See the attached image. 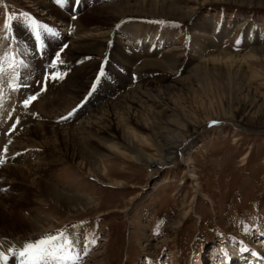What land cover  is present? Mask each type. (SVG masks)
I'll use <instances>...</instances> for the list:
<instances>
[{"label": "rangeland", "instance_id": "374dc122", "mask_svg": "<svg viewBox=\"0 0 264 264\" xmlns=\"http://www.w3.org/2000/svg\"><path fill=\"white\" fill-rule=\"evenodd\" d=\"M107 1L80 4L77 18H72L76 21L67 17L72 25L67 31L42 15L43 8L27 7L21 0H0V47L6 44L12 58L7 64L0 57V197L7 198L0 207V230L17 233L22 229L7 225L18 211L53 219L45 232L0 235V242L20 248L48 234L64 233L79 241L78 247L70 249L61 236L46 245L48 257L56 260L55 256L78 255L76 264H91L93 257L95 263L102 264H204L205 251L218 243L245 249L253 242L264 250V54L241 58L264 46V0H182L178 6L187 5L194 11L185 19L129 14L107 30L100 53L72 51L73 41L83 34L82 27L74 24L89 9ZM24 9L31 18H22ZM6 20L18 25L10 26L7 34ZM35 20L41 23L32 29L28 22ZM54 22L67 37L59 41L47 34L42 40H34L35 33L43 34L41 25L52 29ZM134 24L140 27L135 39L125 44L126 40L115 37L121 28ZM107 39L112 41L109 52L113 60L107 61L105 69L102 58ZM67 40L71 41L65 49L67 54L58 59L60 44ZM35 47L40 56L45 54L50 59L35 58ZM114 48L119 54H114ZM164 49H169L166 58L173 56L177 62L174 69H139L144 60ZM16 50L21 56L19 66H15ZM220 52L240 61L209 62L188 74L191 63L217 58ZM158 54L157 58L163 56ZM89 70L91 73L79 84ZM52 73L59 79L45 82L46 74ZM181 76L185 79L166 88L170 91L105 117L101 126H108L116 135L127 128L142 140L137 145L118 137L123 155H106L104 173L87 174L81 166L62 159L47 168L49 149L18 148L29 129H39L44 135L51 131L62 134L70 131L66 129L69 127L75 130L98 107L114 102L130 89L150 83L169 84ZM30 95L37 98L25 106L23 101ZM195 126L197 132L179 145L172 163L167 161L152 171L145 158L137 157L142 151L161 158L162 144L166 143L159 137L161 133L169 135L168 141H179ZM11 165H18L31 176L47 168L42 175L56 189L86 197L90 204L84 211H67L43 203L41 195L24 190L22 180L12 178ZM181 216L185 218L179 223ZM4 256L1 264L8 259Z\"/></svg>", "mask_w": 264, "mask_h": 264}, {"label": "bare ground", "instance_id": "6f19581e", "mask_svg": "<svg viewBox=\"0 0 264 264\" xmlns=\"http://www.w3.org/2000/svg\"><path fill=\"white\" fill-rule=\"evenodd\" d=\"M21 1L25 2L27 4V7H32L33 9L43 8L41 10V14L46 15L48 20L54 19L53 16L56 15L61 20L55 18V21L59 22L60 26H65L64 28L67 31L69 29L71 30L72 25L69 24L70 22L68 23L69 20L67 16L65 14H61L53 6L56 5L53 2L52 5L48 0H21ZM102 1H106V0H102ZM181 1L182 0H112V1L109 0L101 5L94 6V8L89 9V11H87L84 14L85 17L82 16V19L79 22H76V24H74L77 25V27L79 26L82 27L81 29H83L82 30L83 34L82 35L79 34L80 36L73 41L72 51L84 55H92L95 53H100L105 45L103 39L107 34V30H111V28L114 27L115 23L118 22V20L129 14H133V15L152 14V15L164 16V17H174L179 19H185L190 15L194 14L193 9L191 10L190 7H186L187 5L182 4L181 6H178V3ZM85 18L87 19L90 18L91 21H87V19ZM61 29L59 28L58 30ZM82 31L80 30V33ZM139 31H140L139 25L134 24L132 26H126L121 28L120 31L116 32L117 34L115 35V37L126 40L125 44H127L128 41H130L131 39H135V37H137ZM9 49L10 48L6 44L0 47V57L2 60H4V62L7 61V64L8 61L12 60V58L8 54ZM117 49L118 48L113 49L114 54L118 53ZM120 50H123V48H120ZM168 51L169 49H164V51L161 52L159 50L157 54H153L156 56H152V58H148L144 60L143 64L140 63L141 65L139 66L140 67L139 69L145 71L155 70V69L156 70L171 69V68L174 69L177 62L175 61V59H172L173 56L168 59L166 58L167 56H165L164 54H166ZM158 53L163 54V56L161 55V57L157 58V55H159ZM218 54L219 57L217 56V58L213 56L204 60L199 59L198 61H196L195 64L191 63L187 71L188 74L191 73L192 71L195 72V70L197 72L201 68V65L207 64L209 62L230 60L232 63H234L238 60L236 59L237 57H234L231 54H224L223 52H220ZM252 54L255 55L264 54V46L250 50L248 55L242 56L241 58L245 59L247 56L252 57ZM16 55H17L16 56L17 63L15 66H19L20 56L18 55L17 50H16ZM120 55L124 57L123 53H120ZM132 64L133 62L130 63L129 65L132 66ZM8 70L4 74L5 76H7L6 74ZM89 73H91V70H89L86 74L80 77L79 84L80 81L83 80L84 77L87 76ZM183 79H185V77L181 76L178 79H176V81L171 82L169 84L150 83L142 87H136L133 90L130 89L131 91L121 94L115 99L114 102L113 101L108 102L102 107H98L97 110L93 111L91 114L89 113L90 115L85 120H83L77 126H75V130L72 129L74 127H69L66 129H70V131H66L62 134H57L55 133L56 131H51L48 132V135H44L39 132L40 131L39 129H29L28 136L25 135L26 137L23 139L24 141L23 142L21 141L23 144H20L18 148L20 150L24 149V147L25 148L43 147L49 149L50 152H48L47 154L50 157L45 163V165H48L47 168L53 167L55 164H57V161L59 159H62L63 161H69L70 163L72 162L76 165L81 166L84 170L87 171V174L92 175L96 172L104 173L105 171H107V165L103 160V158L106 155L121 156V157L123 155L122 151L119 150L120 137L121 139L122 137H125L127 140H129L132 143H136L137 145L142 140L141 135L137 136L133 131H130L127 128L120 131L119 135H116L115 133L112 132V130L108 126H101L102 121L106 119L105 117L110 113H116L119 108H126L127 106L134 103L150 101V98H152L154 95L157 94L162 95L165 93V90L170 91L171 88L174 86V84H178ZM167 87H171V88L166 89ZM196 129L197 126L189 130V133L185 134L179 141L176 140V138H172L171 141H168L169 135L161 133L159 137L165 139L166 141L165 144H162L163 148L160 153L161 158L153 157L151 155H145L142 151L137 153V157L141 160H144L145 158L146 163L149 165L151 170L156 171L160 166H164V164H166L167 161L171 163L173 162V159L175 158V155L178 151L179 145L186 144V142H188L197 132ZM35 138H40V141H37ZM19 141L20 140H18V142ZM47 168H43L42 172H40L39 175L36 174V176H31L30 174L26 173L22 168H20L18 165L17 166L15 165L12 166L10 170V175H12L13 176L12 178H14L15 180L17 179L22 180V182L25 184L24 190L26 191L30 190V192L35 193L36 195H41L43 203H52L67 211H77V210L84 211L85 208L87 207V204H90V201H87L86 197L70 196L56 189L55 186L51 182H49L48 179H46L45 175H42L43 173L44 174L46 173ZM11 200L14 199L11 198ZM6 202H7V198L0 197V207L5 206ZM183 218L185 217L181 216L178 222L180 223L183 220ZM52 221H53L52 218L48 216H42L38 213L26 215L25 213L23 214L20 211H18L16 213V216L13 219H10L7 225L11 227L21 226L22 229L17 233H15L14 231H3L4 229H2L0 230V235L19 237V236L38 234L50 229L51 226L53 225ZM21 247L18 248V247H14V245L13 246L9 245L6 242H0V262H2L1 259L5 257L4 255L7 256L8 254L9 255L7 256L8 264H20L21 258L19 257V251L22 249ZM254 250L257 253L256 256L258 255L257 256L258 259H261V257L263 256V251H261V249H254ZM230 252H231L230 249H227L225 253L219 252L213 246L211 250V256H213L212 258L214 259L212 264H229V263L231 264L234 254H231ZM230 255L232 256L230 257ZM225 256H228L229 260L228 259L225 260ZM28 258L29 257H25V259ZM46 258L43 261H41V264H55L56 260H53L52 257H46ZM254 261H255L254 258L252 256H249L248 254L244 259L240 261V264H260V263H255ZM89 262H91V264H102L100 263V261L98 263H95L94 257L91 258Z\"/></svg>", "mask_w": 264, "mask_h": 264}, {"label": "snow or ice", "instance_id": "6c2138e0", "mask_svg": "<svg viewBox=\"0 0 264 264\" xmlns=\"http://www.w3.org/2000/svg\"><path fill=\"white\" fill-rule=\"evenodd\" d=\"M6 26L10 27V25L7 24V20H6ZM40 27L43 28V34L35 33L34 40H42L43 37L46 36L47 34H51L53 36L57 35V33L53 32L51 28H45L42 25ZM49 79H59V76L55 73H52L51 75L46 74L45 82H47V80ZM22 86L27 87L28 85H22ZM37 95H30L28 99L23 101V104L25 106H28L31 101L37 98ZM75 111L76 110L74 109L73 112H70L68 114V117H71ZM66 118L67 117H62L61 119H66ZM13 128H15V125H13ZM61 236L65 237L64 244L67 245L70 249H75L76 247H78L79 241H74L71 238V236H67L64 233H61L59 236L48 234L46 237L41 238L38 241L28 242L22 246V249L19 251V257L21 258L20 264H41V261H43L46 257L50 255L46 245L52 244V242L55 240H60ZM25 257H29V258L25 259ZM55 259L57 260V264H69V262L70 264H76V261L79 259V256L77 255L74 258L72 256L56 257Z\"/></svg>", "mask_w": 264, "mask_h": 264}]
</instances>
